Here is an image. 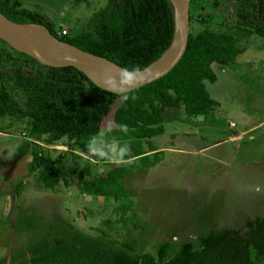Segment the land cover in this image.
Returning <instances> with one entry per match:
<instances>
[{
    "label": "trees",
    "instance_id": "16d2710c",
    "mask_svg": "<svg viewBox=\"0 0 264 264\" xmlns=\"http://www.w3.org/2000/svg\"><path fill=\"white\" fill-rule=\"evenodd\" d=\"M198 0H189L188 15ZM225 3L226 14H217L223 30L204 27L188 30L185 48L176 63L159 78L121 94L103 89L72 66H47L17 52L22 64L16 65L12 87L24 98L20 104L12 93L0 86V119L28 118L27 135L46 145L60 138L85 150L100 132L101 122L112 111L113 127L103 133L106 141L127 144L132 163L115 164L87 181L77 172V188L90 195L121 197L116 207L123 214L130 206L121 176L135 168L157 162L162 151L149 137L163 130L167 108L181 110L186 118L207 114L217 106L205 82H213L212 63L231 65L243 47L241 38H264V0H211ZM0 12L17 22L44 26L51 35L77 49L113 61L127 70H137L155 60L170 44L173 35L172 10L168 0H106L96 11L92 29L60 34L59 25L44 15L20 5L19 0H0ZM3 41L0 38V42ZM12 55L0 51V62ZM124 95L128 99H123ZM126 124L127 133L119 126ZM111 129V131H109ZM146 144L147 150L143 149ZM148 151H152L148 153ZM30 169L35 179L54 190L59 169L55 159L37 150L31 152ZM19 183L15 185L18 191ZM246 235L238 229H211L198 237L199 246L183 239H162L154 252H137L130 241L118 242L105 231L89 234L64 220H48L35 212L21 211L14 218L13 230L28 238L12 247L9 264H254L264 257V213L244 220Z\"/></svg>",
    "mask_w": 264,
    "mask_h": 264
},
{
    "label": "rangeland",
    "instance_id": "374dc122",
    "mask_svg": "<svg viewBox=\"0 0 264 264\" xmlns=\"http://www.w3.org/2000/svg\"><path fill=\"white\" fill-rule=\"evenodd\" d=\"M20 2L59 22L60 34L66 35L92 29L96 11L106 0ZM217 14H226L224 2L215 5L211 0H198L191 11L189 31L204 27L223 30ZM238 45L244 47L231 65L212 63L216 80L205 85L217 101L213 110L185 119L181 110H164V130L154 140V145L164 147L162 160L136 164L121 176L131 201L123 214L116 206L124 199L82 193L76 173L90 181L104 169L126 162L90 155L88 148L75 152L73 160L67 159L60 154V147L27 135V117L0 119V264H9V250L28 238L13 230L14 218L21 211L68 221L92 235L105 231L118 242L130 241L137 252H154L156 244L168 238L177 242L190 239L197 248L199 235L224 225L235 226L246 235V217L264 213V38H241ZM0 51L13 57L0 62V86L23 104L22 93L12 87L14 68L22 64L20 55L4 40ZM120 101L117 97L112 103L94 136L97 146L105 150L118 143L106 141L103 133L114 126L112 111ZM61 143L69 144L66 140ZM33 150L55 159L59 173L53 191L42 187L29 167ZM253 261L264 264V257Z\"/></svg>",
    "mask_w": 264,
    "mask_h": 264
},
{
    "label": "water",
    "instance_id": "95a60500",
    "mask_svg": "<svg viewBox=\"0 0 264 264\" xmlns=\"http://www.w3.org/2000/svg\"><path fill=\"white\" fill-rule=\"evenodd\" d=\"M172 10L173 35L169 46L152 62L145 67L131 70L134 79L130 85L115 83L114 86L105 87V78L108 75L116 77L120 71L127 70L107 58L91 54L69 45L74 52L58 56H50L44 53L30 38L28 29L32 26L41 27L46 35L53 41L56 47L60 41L56 39L42 25L26 22H17L8 19L0 12V38L17 52L32 57L40 64L47 66H72L83 72L98 86L116 94L131 90L147 82L153 81L164 75L181 56L187 40L189 30L188 4L189 0H168ZM176 41L175 48L166 51ZM63 42V41H62ZM65 43V42H64ZM130 71V70H128ZM118 78V77H117Z\"/></svg>",
    "mask_w": 264,
    "mask_h": 264
},
{
    "label": "clouds",
    "instance_id": "9594fccd",
    "mask_svg": "<svg viewBox=\"0 0 264 264\" xmlns=\"http://www.w3.org/2000/svg\"><path fill=\"white\" fill-rule=\"evenodd\" d=\"M118 77V78H117ZM134 79L133 73L128 70H121L120 73L117 74L116 77L112 75H108L105 78V87L114 86L115 83H122L125 85H130ZM123 99H128L127 95H124ZM119 130L121 132L127 133L128 126L126 124H121L119 126ZM111 131V129H109ZM98 140L97 137H93L92 140L89 141L87 145L88 151L90 155L99 157L101 159H108L111 162H126L132 163V159L125 160L126 157L130 156V148L127 144L124 145H116L115 143L111 145L108 150H105L102 147L97 146Z\"/></svg>",
    "mask_w": 264,
    "mask_h": 264
},
{
    "label": "bare ground",
    "instance_id": "6f19581e",
    "mask_svg": "<svg viewBox=\"0 0 264 264\" xmlns=\"http://www.w3.org/2000/svg\"><path fill=\"white\" fill-rule=\"evenodd\" d=\"M28 34L34 43L47 55L58 56L74 52V50L67 43L62 41L57 43L59 47H56L53 41L46 35L45 30L41 27H30L28 29ZM175 46L176 41L171 45L166 53H170L175 48Z\"/></svg>",
    "mask_w": 264,
    "mask_h": 264
},
{
    "label": "crops",
    "instance_id": "0c3cea01",
    "mask_svg": "<svg viewBox=\"0 0 264 264\" xmlns=\"http://www.w3.org/2000/svg\"><path fill=\"white\" fill-rule=\"evenodd\" d=\"M20 1V0H19ZM20 5H21V2H20ZM22 6V5H21ZM24 7V6H23ZM26 8V7H25ZM29 9V8H28ZM30 10H32V9H30ZM41 14L43 13V12H40ZM43 15L45 16V14L43 13ZM49 21H51L52 23H54V24H60L59 22H55V21H52L51 19H49V17L46 15L45 16ZM241 47H244L243 45H241ZM219 66V65H218ZM260 79H262V78H259L258 80H260ZM216 80V79H215ZM181 118L182 119H185L186 117H184L183 115H181ZM180 119V118H179ZM165 122V121H164ZM163 130H164V128H163ZM163 130H162V132H163ZM162 132H160V133H158V134H155V135H152L151 137H149L148 139H149V141L150 142H152V144L154 145V143H156L154 140H157L158 139V137L160 136V134L162 133ZM63 140H65L64 138H60L56 143H54V144H52V145H49V146H54V147H60V149L59 150H61V152H60V154L63 156V157H68L67 159H69V158H71L72 160H73V158H72V156H77L76 155V153H82V152H84L85 150H81V149H76L75 147H73L70 143H71V141H68V145H66V144H63V143H61V141H63ZM154 141V142H153ZM143 144H145V143H142V145ZM145 146H146V144H145ZM155 149H158V150H161V151H163V148L164 147H162V146H160V145H154L153 146ZM143 149L144 150H147V147H143ZM76 152V153H75ZM152 151H148V153H151ZM82 158V157H81ZM161 159V158H160ZM160 159L157 161V162H155V163H152V164H158V162L160 161ZM162 160V159H161ZM162 162V161H161ZM153 166V165H152ZM109 168H106V169H104L103 170V172L102 173H104L106 170H108ZM64 184L66 183L65 182V180H64V182H63ZM58 187H61V186H59V184L57 185ZM61 189H65V190H67V188H61ZM62 193H63V191H62ZM221 213V209H219L218 210V212H217V214H220ZM223 215H225V214H223ZM247 218V217H246ZM249 218H252V217H249ZM221 227H228V228H234V229H237L235 226H227V225H224V226H221ZM221 227H219V228H221ZM219 228H216V229H219ZM211 230V229H210ZM207 232V231H206ZM206 232H204V234L206 233ZM201 235H203V234H201ZM200 236V235H199ZM167 240H171V241H173V242H177V241H174L173 239H171V238H168ZM188 240H190V239H188Z\"/></svg>",
    "mask_w": 264,
    "mask_h": 264
}]
</instances>
